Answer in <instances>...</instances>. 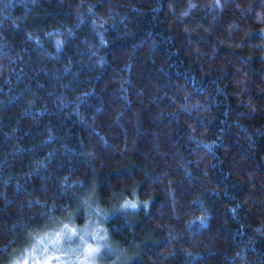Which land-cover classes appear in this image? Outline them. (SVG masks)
I'll list each match as a JSON object with an SVG mask.
<instances>
[{"label":"trees","instance_id":"obj_1","mask_svg":"<svg viewBox=\"0 0 264 264\" xmlns=\"http://www.w3.org/2000/svg\"><path fill=\"white\" fill-rule=\"evenodd\" d=\"M84 230L264 264V0H0V264Z\"/></svg>","mask_w":264,"mask_h":264},{"label":"rangeland","instance_id":"obj_2","mask_svg":"<svg viewBox=\"0 0 264 264\" xmlns=\"http://www.w3.org/2000/svg\"><path fill=\"white\" fill-rule=\"evenodd\" d=\"M81 234H83L82 240L74 250H67L63 244L64 239L70 240L75 235L73 233H67L64 237L46 236L44 242L37 240L34 250L39 245L44 246V249L40 253H32L30 259L25 263L23 261L22 264H100L101 255L107 248L105 238L94 235L89 230H84ZM46 245L50 247L47 250H45ZM90 249L94 251H90ZM62 259L63 262H61Z\"/></svg>","mask_w":264,"mask_h":264},{"label":"snow or ice","instance_id":"obj_3","mask_svg":"<svg viewBox=\"0 0 264 264\" xmlns=\"http://www.w3.org/2000/svg\"><path fill=\"white\" fill-rule=\"evenodd\" d=\"M90 251H94V250H91V249H90Z\"/></svg>","mask_w":264,"mask_h":264}]
</instances>
